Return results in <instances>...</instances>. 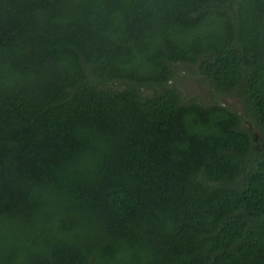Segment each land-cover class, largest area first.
I'll return each instance as SVG.
<instances>
[{
	"label": "trees",
	"instance_id": "16d2710c",
	"mask_svg": "<svg viewBox=\"0 0 264 264\" xmlns=\"http://www.w3.org/2000/svg\"><path fill=\"white\" fill-rule=\"evenodd\" d=\"M0 264H264V0H0Z\"/></svg>",
	"mask_w": 264,
	"mask_h": 264
},
{
	"label": "rangeland",
	"instance_id": "374dc122",
	"mask_svg": "<svg viewBox=\"0 0 264 264\" xmlns=\"http://www.w3.org/2000/svg\"><path fill=\"white\" fill-rule=\"evenodd\" d=\"M177 85L181 87L186 101L209 103L214 99L238 113L244 114L243 105L240 100L219 94L209 86L207 79L201 75L199 69L193 66L180 67ZM250 127L252 126L248 124V128Z\"/></svg>",
	"mask_w": 264,
	"mask_h": 264
}]
</instances>
